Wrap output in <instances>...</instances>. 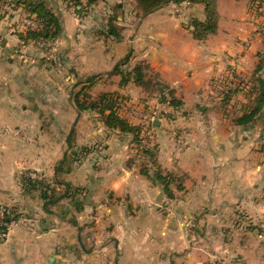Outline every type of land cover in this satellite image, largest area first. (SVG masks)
<instances>
[{"label": "crops", "instance_id": "1", "mask_svg": "<svg viewBox=\"0 0 264 264\" xmlns=\"http://www.w3.org/2000/svg\"><path fill=\"white\" fill-rule=\"evenodd\" d=\"M215 1L218 31L202 38L193 24L206 9L191 1L136 19L134 0L82 11L48 0L63 28L55 39L0 19V214L18 221L0 230V264H207L215 254L227 264H264L261 230L244 227L264 216L262 136L237 124L241 106L216 90L234 58L253 71L256 52L234 53L245 37L237 31L254 23L244 0ZM115 15L118 37L108 32ZM136 66L146 87L134 79ZM165 89L183 110L171 124L188 145L178 151L174 127L159 121L147 168L155 162L182 178V188L170 184L172 196L134 162L130 134L75 102L81 92L87 101L111 93L155 104ZM32 174L78 193L47 211L39 190L24 191L22 177Z\"/></svg>", "mask_w": 264, "mask_h": 264}, {"label": "trees", "instance_id": "2", "mask_svg": "<svg viewBox=\"0 0 264 264\" xmlns=\"http://www.w3.org/2000/svg\"><path fill=\"white\" fill-rule=\"evenodd\" d=\"M67 1H73L75 3V6L79 8V10H83L85 7L92 6L93 4L97 3L100 0H87V5L84 6L82 0H67ZM139 8L142 11L143 15H147L163 5L169 4V3H182L183 1H191L194 3H202L205 6L206 9V20L200 21V20H194V34L198 38L205 37L209 35L210 33L215 32L217 24L216 21L218 20V12L216 7V1L215 0H136ZM256 1V0H255ZM264 0H260L262 3ZM19 6L24 7L27 14L35 15L37 19L43 23V29H33L30 28L27 31V36L34 38V39H55L59 37L62 32V24L60 21V17L56 12L54 11L53 7H51L48 4V0H19L18 1ZM142 15V16H143ZM118 15H115L110 19L109 22V34L114 35L116 37L120 36V33L117 31L116 26L113 21L118 20ZM21 37H24L21 35ZM264 64H260L258 67V71L260 72V69L263 67ZM132 73L129 74V76ZM134 79L135 81L146 87V81H145V72L142 66H136L133 70ZM256 80L259 82V86L261 89V95L262 97L258 100L257 105L253 108L249 107V105H244L241 108V114L237 116V119L235 122L240 125H247L249 123H252L258 114L263 109L264 104V79L262 76L259 75ZM85 95L81 92L77 93L75 96V102L77 109L79 111L84 110H92L97 113H99L105 122V124L109 128L118 129L121 133L124 134H133V141L136 145H138L141 142V131L143 130V127L141 125H134L130 120H126L125 117H122L118 111L116 110V104L119 98H127V96H117L111 93L102 94L97 100L95 101H87L85 99ZM160 99L164 102V97H160ZM171 103L175 106H178L179 102L172 100ZM154 127V124L152 125ZM156 150L157 147L153 148L152 150H145L143 154L145 156H148L149 159L152 161L156 156ZM153 166L155 167V170L152 173H149V170L147 167L149 166H143V174L147 175L152 181L159 182L161 185L164 186V189L166 193L169 196H172V193L170 191V184L172 182H179V187H181L182 178H178L174 176L172 173L164 172L163 169L156 164L155 162H152ZM64 164V163H62ZM58 171L62 170V166L57 169ZM22 184L24 191L26 193L34 192L39 190L41 193V198L44 202V208L47 211H50V208L54 206L56 203H58L60 200L64 198H68L73 196L74 194L78 193V190L73 189L69 184L58 182V184H61L63 187H65L66 192L61 194L60 196H54L52 194L54 192V185L51 183L45 181L44 179L39 180L34 177H31L29 175H23L22 177ZM182 188V187H181ZM6 220H10V216L6 214L5 217ZM0 230L4 231L6 228L0 226Z\"/></svg>", "mask_w": 264, "mask_h": 264}, {"label": "rangeland", "instance_id": "3", "mask_svg": "<svg viewBox=\"0 0 264 264\" xmlns=\"http://www.w3.org/2000/svg\"><path fill=\"white\" fill-rule=\"evenodd\" d=\"M1 1H4V2L6 1V2H10L11 4H15V8H18V10L25 11L24 7H19V4H18L19 0H1ZM63 2L65 5L67 4L71 6L74 10L77 8L73 1L63 0ZM134 2H135V6L133 5V11L135 10L137 11L136 19H138V17L139 16L141 17L143 14H142L141 9L139 8L137 1L134 0ZM243 3L247 5L246 10L248 14H246V16L249 19H251L250 23H254V25H253V28L248 27L245 29H240V31H237L240 35L241 34L245 35V37H243L242 44L240 46V51L234 53V55H241L242 57L243 54L246 55L248 53L256 52L257 58L255 61L254 69L252 72L250 70V72L248 73H243V71L239 70L240 69L239 61H237L238 58L237 60H235L234 58L235 56L233 55L234 60L231 63L230 68L228 69L227 77L225 80L219 81L221 82V84L220 83L216 84L217 86L216 90L222 101H229L230 103L231 100L233 99L235 104L237 105L236 107L241 106L242 108L244 105L247 104L249 105L250 108L251 106L254 108L257 105L258 100L262 97L259 82L256 80V78H258L260 75L264 79V65L260 69V72L258 71L259 65L264 64V1H262L261 3L260 0H256V1L255 0H249V1L244 0ZM129 7H131V4ZM6 12L7 13H5L4 9L0 7V19L15 20L16 24H19L18 22H20L21 18H18L16 16L18 14H14L15 12L13 13L9 11H6ZM205 20L206 18L203 20L200 19V21H203V22ZM37 21L40 24H43L41 23L39 19H37ZM219 23H220V18L218 14V20L216 21V24H217L216 30L215 32L210 33V34L217 33L218 28H219ZM42 29L43 27L41 28V30ZM40 39H43V38H40ZM159 93H160L159 98L158 97H157L158 99L156 98L157 103L155 104L150 103V101H148L147 99H144V100L135 99V98L134 99L132 98V99L133 101L136 100V102L138 103L145 104L147 107L151 105V108H153L154 110H157L158 112L160 111L163 112L159 116L161 121H167L170 124L172 122L174 123L177 120V117L182 115L183 110L182 111L180 110V108L178 107L179 105L175 106L171 103L172 100L176 102L177 100L173 98V96L167 89ZM160 97H164L165 101L163 102L160 99ZM123 99H127V98H123ZM95 100H92V101H95ZM176 111H177V115H176ZM125 119L134 122V125H140V122H141L139 121V119H129L128 117H125ZM171 126L174 127L172 128L173 129L172 131H173V136L175 138V145L177 147V150L182 151L188 145L187 136L184 133H179L176 130V127L173 126V124H171ZM245 126H250V127L254 126L256 130L258 131L256 133L261 134L262 140H261V143L259 144V148L261 146V150H262L263 158H264V104H263L262 111L258 114L256 119L252 123H249ZM130 135L134 139L133 134H130ZM155 135L156 134L154 133L153 134L154 138L152 137L150 141L145 145L142 144V141L137 146L134 143L133 149L135 150L134 153L136 157L134 162L138 161L141 167L148 166L149 161H150V159L147 156H144L143 152L145 150H152L158 145L154 141ZM141 136H143V130L141 131ZM32 177L42 180L41 177H38L35 174H32ZM51 182L54 185V192L53 191H50V192H52L54 196H60L61 194L66 192L65 187H63L61 184H58V182H62L60 179H55V180H52ZM263 200H264V195H263ZM11 215L14 216L12 212H11ZM243 217L247 219V217L245 216ZM255 221L256 222H253L247 219L245 221L244 227L248 228L249 226H252L254 224V229L261 230V233H262L261 237H263L264 239V216H262L259 219H256ZM215 262L216 263L220 262L221 264H227L225 258H223L220 255H216V254L211 255V258L207 264H215ZM109 264H114V263L109 262Z\"/></svg>", "mask_w": 264, "mask_h": 264}, {"label": "built area", "instance_id": "4", "mask_svg": "<svg viewBox=\"0 0 264 264\" xmlns=\"http://www.w3.org/2000/svg\"><path fill=\"white\" fill-rule=\"evenodd\" d=\"M0 7L4 9L5 13H7L6 11H9L12 13L15 12L14 14H18L16 16L18 18H21L20 24L21 27L23 26L25 31L30 28L41 29L43 27V25L37 21L35 15H30L22 10H18V8H15V4H11L10 2H6V1L4 2L0 0ZM116 110L122 117H128L129 119H139V121H141L140 125L143 127V136H141V141L143 145L147 144L152 137L154 138L153 136L154 127L152 125L157 120L161 121L159 116L163 112L161 111L158 112L157 110L151 108V105L147 107L145 104L138 103L136 101L131 100L130 98L129 99L119 98L116 104ZM5 217H6L5 212L2 211L0 214L1 227L7 229L13 225L18 224V221L16 219L12 218L10 220H6ZM215 264H221V263L215 262Z\"/></svg>", "mask_w": 264, "mask_h": 264}, {"label": "water", "instance_id": "5", "mask_svg": "<svg viewBox=\"0 0 264 264\" xmlns=\"http://www.w3.org/2000/svg\"><path fill=\"white\" fill-rule=\"evenodd\" d=\"M154 124H155V125H156V124H159V120H157Z\"/></svg>", "mask_w": 264, "mask_h": 264}]
</instances>
